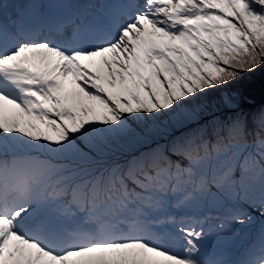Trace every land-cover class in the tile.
Here are the masks:
<instances>
[{
    "label": "snow or ice",
    "instance_id": "1",
    "mask_svg": "<svg viewBox=\"0 0 264 264\" xmlns=\"http://www.w3.org/2000/svg\"><path fill=\"white\" fill-rule=\"evenodd\" d=\"M264 0H0V264H264Z\"/></svg>",
    "mask_w": 264,
    "mask_h": 264
},
{
    "label": "trees",
    "instance_id": "2",
    "mask_svg": "<svg viewBox=\"0 0 264 264\" xmlns=\"http://www.w3.org/2000/svg\"><path fill=\"white\" fill-rule=\"evenodd\" d=\"M229 87L239 94L242 107L264 104V71L244 74Z\"/></svg>",
    "mask_w": 264,
    "mask_h": 264
}]
</instances>
